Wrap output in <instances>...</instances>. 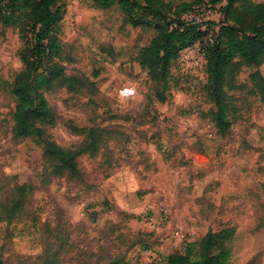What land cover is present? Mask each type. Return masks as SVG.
<instances>
[{
    "label": "rangeland",
    "instance_id": "obj_1",
    "mask_svg": "<svg viewBox=\"0 0 264 264\" xmlns=\"http://www.w3.org/2000/svg\"><path fill=\"white\" fill-rule=\"evenodd\" d=\"M164 1L191 5L183 18L198 20L205 44L214 41L219 6ZM58 5L66 10L60 62L89 84L78 93L46 90L55 122L41 127L64 148L84 140L74 127L100 128L106 142L96 156L78 158L76 178L52 177L40 138L13 136L23 42L17 27L0 25V203L28 188L26 213L0 220V261L42 264L52 247L59 264H166L209 231L233 229L225 264H264V99L250 79L256 71L264 77V64L238 73L248 87L231 92V129L222 135L205 92L201 44L181 53L165 82L153 83L136 62L153 29L126 26L118 7L97 10L92 0Z\"/></svg>",
    "mask_w": 264,
    "mask_h": 264
},
{
    "label": "trees",
    "instance_id": "obj_2",
    "mask_svg": "<svg viewBox=\"0 0 264 264\" xmlns=\"http://www.w3.org/2000/svg\"><path fill=\"white\" fill-rule=\"evenodd\" d=\"M58 2L0 0V25L17 27L23 42L18 51L23 68L12 87L16 98L13 136L40 138L49 175L76 178L80 174L78 158L84 153L96 156L106 142L107 133L97 127L83 130L74 127L73 131L83 135L84 140L74 148H64L50 139L41 127L55 122V113L44 95L46 90L58 85L70 93H78L89 84L82 78L68 76L60 62L65 53L60 35L66 10ZM92 3L97 10L118 7L126 26L154 30L155 36L136 57L153 83L165 82L181 53L204 42L206 33L201 26L183 18V14L192 9L189 4L175 7L164 0H92ZM210 3L220 7L223 22L206 50L205 92L214 104L213 119L223 135L231 129V92L248 87L237 83L238 73L244 66L259 68L264 64V3L252 0H210ZM250 79L264 99V77L256 71ZM27 191V186L23 185L16 189L15 197L0 203V220L20 218L26 213ZM232 233L233 229L219 234L209 231L200 242L190 244L184 254L170 256L166 264H225L230 254L225 241ZM215 248L219 250L217 254L212 253ZM42 258V264H59V250L49 247ZM255 263L253 260L248 264ZM0 264L3 263L0 261Z\"/></svg>",
    "mask_w": 264,
    "mask_h": 264
},
{
    "label": "built area",
    "instance_id": "obj_3",
    "mask_svg": "<svg viewBox=\"0 0 264 264\" xmlns=\"http://www.w3.org/2000/svg\"><path fill=\"white\" fill-rule=\"evenodd\" d=\"M185 19V18H184ZM186 21V20H185ZM186 22H191V23H193V24H197V23H199L198 22V20L197 19H191V20H189V21H186ZM204 43V42H203ZM212 43V42H211ZM199 44H201V47H200V49H199V52H200V56H201V60L202 61H204L205 63H206V58H205V56H206V50H207V47H208V43H204V45H202V43H199ZM195 46V45H194ZM193 46V47H194ZM192 48V47H191ZM190 48H188V49H186L187 51L189 50ZM123 94L124 95H132V89H131V87H125L124 89H123ZM178 237H180L179 235H178Z\"/></svg>",
    "mask_w": 264,
    "mask_h": 264
}]
</instances>
